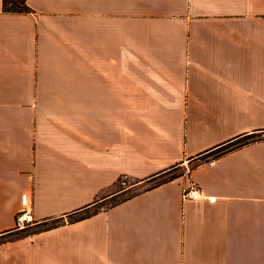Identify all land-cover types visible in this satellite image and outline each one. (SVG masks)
Returning <instances> with one entry per match:
<instances>
[{
	"label": "crops",
	"instance_id": "obj_1",
	"mask_svg": "<svg viewBox=\"0 0 264 264\" xmlns=\"http://www.w3.org/2000/svg\"><path fill=\"white\" fill-rule=\"evenodd\" d=\"M27 6L0 0V264H264V0ZM23 196L63 223L2 240Z\"/></svg>",
	"mask_w": 264,
	"mask_h": 264
},
{
	"label": "trees",
	"instance_id": "obj_2",
	"mask_svg": "<svg viewBox=\"0 0 264 264\" xmlns=\"http://www.w3.org/2000/svg\"><path fill=\"white\" fill-rule=\"evenodd\" d=\"M3 10L5 13H10V14H26V13L30 14L31 13V9L27 6V0H3ZM253 141H254L253 136L242 137L241 139H239L235 142H232L230 144L227 143V144L221 146L220 148H218L216 150L215 154L217 156H221L222 154H224L228 151L230 152V151L235 150V149H237V148H239L245 144L247 145L248 143L253 142ZM89 215H87V216H89ZM87 216H83L78 220L85 219ZM52 221H54L55 223H52L50 225H46L44 230L41 229L39 232H35L32 234L30 233V234L24 235L22 237H27V236H30V235H33L36 233H41V232L47 231V230L52 229V228H57L61 225V221L57 222L58 220H56V219H54ZM45 223H47V222H43L41 224L36 223V225L43 226Z\"/></svg>",
	"mask_w": 264,
	"mask_h": 264
},
{
	"label": "built area",
	"instance_id": "obj_3",
	"mask_svg": "<svg viewBox=\"0 0 264 264\" xmlns=\"http://www.w3.org/2000/svg\"><path fill=\"white\" fill-rule=\"evenodd\" d=\"M209 165L213 166L214 161L210 160ZM119 184L125 188L128 186L125 177L119 180ZM203 192L204 191L199 185L193 183V181H189L188 186L182 192V196L184 200L198 201V200L207 199L208 201H210V203L215 202V198L206 197ZM21 201H22L23 210H21L18 214V222H17L18 227H22L24 226L25 222L31 221L30 213L27 206L29 202V198L27 196H23L21 197Z\"/></svg>",
	"mask_w": 264,
	"mask_h": 264
},
{
	"label": "rangeland",
	"instance_id": "obj_4",
	"mask_svg": "<svg viewBox=\"0 0 264 264\" xmlns=\"http://www.w3.org/2000/svg\"><path fill=\"white\" fill-rule=\"evenodd\" d=\"M254 137V140L255 139H259V137H260V135H254L253 136ZM214 159L215 158H213V161H214ZM186 171H184V170H182V169H180V168H176V169H173V171L171 172V173H173V175H169L166 179H168V178H171L172 176H175V175H183L184 173H185ZM166 179H162V180H160V182H162V181H164V180H166ZM159 181H157V182H153V184H151V185H154V184H156V183H158ZM119 187L120 188H124L123 186H121L120 184H119ZM133 194H135V193H130L129 195H127L126 197L125 196H123L122 198H119V199H117V200H114L113 202H112V204H116L117 202H119V201H121L122 199H126V198H128L129 196H131V195H133ZM102 206V205H101ZM101 206H98V207H96V208H93L92 210L89 208V209H87V210H85L84 211V213L82 214H80V215H77V216H75V217H71V221H76V220H78V219H80L81 217H83V216H87V215H91V211L92 212H95V211H98L99 209H101L102 207ZM59 221H61V224L63 223V221L62 220H58L57 222H59ZM70 221V222H71ZM52 223H55L54 221H48L47 223H45L43 226H38V225H36V223H35V221H30V222H25L24 223V227L22 226V228L21 227H18V230L16 231V233H14V234H8V235H2V240L3 239H11V237H19V236H24V235H27V234H32V233H35V232H39L41 229L42 230H44V228L46 227V225H50V224H52Z\"/></svg>",
	"mask_w": 264,
	"mask_h": 264
}]
</instances>
